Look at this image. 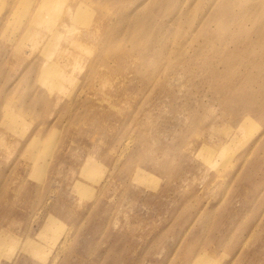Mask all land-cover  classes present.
<instances>
[{"label":"rangeland","instance_id":"374dc122","mask_svg":"<svg viewBox=\"0 0 264 264\" xmlns=\"http://www.w3.org/2000/svg\"><path fill=\"white\" fill-rule=\"evenodd\" d=\"M17 1L0 0V264H264V0H80L95 26L68 66Z\"/></svg>","mask_w":264,"mask_h":264},{"label":"bare ground","instance_id":"6f19581e","mask_svg":"<svg viewBox=\"0 0 264 264\" xmlns=\"http://www.w3.org/2000/svg\"><path fill=\"white\" fill-rule=\"evenodd\" d=\"M22 1L23 0H18L16 6L20 5ZM57 7L61 8V14L65 13L66 20L64 21V23L61 22L60 17L57 18V16H55ZM32 14L33 16L31 17L30 22H28L25 28L26 31L29 32L32 36L39 35L43 32H55V30L59 28V31L54 36L50 37V42L47 45L48 47H50V55L56 54L57 51L59 53H63V55H66V60L64 62L65 66H68L70 64V62L68 61V58L70 56L75 55L76 53L79 54L78 52L81 46H91V41L88 38L82 40L78 38V36H75V40L71 39V36H74L75 30L82 32L80 30L82 28L81 25L95 26V24L91 21L88 22L85 18L81 19L82 17L87 16L88 13L86 12V9L83 8L80 0H70L68 2H61L60 0H37L35 10ZM90 14L96 16L97 12L93 10L92 12H90ZM43 38L44 36H40L37 39L42 40ZM105 74L107 76V73ZM41 78H45L43 74ZM52 86L54 85L52 84ZM89 162L91 163V165L97 166V161L94 158L89 159ZM84 177L88 179L86 175ZM53 220L54 217H50L49 222H47V225H45V228H48V223H51ZM193 264H211V262L209 258L200 256L193 262Z\"/></svg>","mask_w":264,"mask_h":264}]
</instances>
